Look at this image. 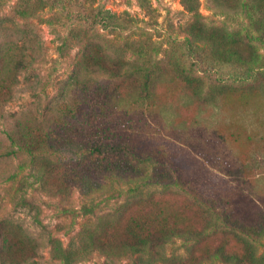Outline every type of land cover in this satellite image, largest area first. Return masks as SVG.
<instances>
[{
  "label": "rangeland",
  "instance_id": "374dc122",
  "mask_svg": "<svg viewBox=\"0 0 264 264\" xmlns=\"http://www.w3.org/2000/svg\"><path fill=\"white\" fill-rule=\"evenodd\" d=\"M67 1L69 8H47L40 17L29 20L16 14L18 0L2 3L0 31L32 28L39 47L34 57H28L29 68L20 72L16 96L5 106L4 114L36 107L40 110L59 100L63 81L71 75L79 52L77 40L71 37L72 30L88 39L95 51L110 49L125 53L127 59L135 58V51L139 50L149 53L147 59L150 53L157 52L163 62L150 102L130 100L118 80L101 76L91 83L89 90L79 89L85 110L93 113L94 118L84 120L87 126L81 136L74 129H66L62 139L118 138L152 157L149 165L159 160L172 161L189 186L226 205L236 221L246 225L264 221V79L260 84L261 79L252 72L248 78H240L246 71L244 67L217 60L211 50L204 57L218 68V75L195 63L185 34L194 18L184 0H145L151 7L150 14L141 0ZM77 2L85 7L110 9L131 19V26L90 29L76 20ZM199 11L212 25L233 28L244 22L243 17L213 9L207 0H200ZM63 43L66 46L62 51ZM242 50L248 51L246 47ZM65 104L61 102L52 117L61 118L60 124L71 120L68 115L62 119ZM102 106L109 110V124L102 125L96 115ZM5 122L0 117V140L4 138L2 141L7 144ZM66 158L71 173L82 169H74L81 162L84 167L98 163L97 159ZM32 172L36 171L25 153L0 158V247L13 248L11 251L26 256L24 264H61L56 246L71 249L78 245L82 233L105 216L109 217L106 220L113 225L112 229L123 228L133 218H139L142 205L153 213L157 204H164L166 215L183 223L196 225L201 220L199 205L176 187L158 192L147 203L131 204L129 185L104 179L97 181L91 192L74 187L72 196L63 199L47 195L37 184L31 187L35 180ZM24 193L26 201L22 199ZM31 238L36 241L35 250L30 248ZM219 240L225 241L228 251L241 256L252 244L245 237L226 232L202 240L198 248H211ZM164 252L167 257L184 255L186 247L175 238L165 245ZM257 253H264V239L258 242ZM136 256L127 252L111 258L95 251L81 261L75 256L71 264H140Z\"/></svg>",
  "mask_w": 264,
  "mask_h": 264
},
{
  "label": "trees",
  "instance_id": "16d2710c",
  "mask_svg": "<svg viewBox=\"0 0 264 264\" xmlns=\"http://www.w3.org/2000/svg\"><path fill=\"white\" fill-rule=\"evenodd\" d=\"M4 2L5 0H0V7ZM207 2L224 15L243 17L244 22L240 27L233 28L226 24L212 25L204 20L199 11L200 0H184L186 8L192 12L194 18L185 33L194 62L202 65L206 72L218 75V68L209 64L204 57L211 50L217 60L244 67L246 71L239 75L240 78L246 79L252 72L261 79L260 84H263L264 0ZM141 4L150 14V5L145 0H141ZM75 5L78 6V11L74 13L76 20L90 29L101 27L116 30L122 24L131 26V19L117 15L110 9L95 5L85 7L82 2ZM69 7L67 0H18L15 11L19 17L29 20L40 17L47 8L58 10ZM31 31L32 28L0 31V117L6 121L4 132L7 141L5 144L4 138L0 140V158L25 153L30 157L36 171L32 172L35 180L30 186L37 184L49 196L69 199L74 187L91 192L96 188L97 181L105 179L111 183L124 182L129 185L132 191L129 199L131 204L147 203L154 200L158 192L176 187L189 194L201 211L200 222L193 225L168 217L167 206L164 204H157L153 213L146 211L145 205H142L139 218H133L116 231L107 222L109 217L105 216L94 227L82 233L78 245L71 249L61 245L55 247L57 256L63 262L61 264H71L75 259L81 261L87 254L95 251L111 258L127 252L136 254V260L140 264H205L208 261L224 264H264V253H257V244L264 239V221L254 225L236 221L226 205L223 206L189 186L172 161L159 160L149 165L152 157L143 155L128 143L118 141V138H110V141H102L100 137L98 140L62 139L66 129H74L81 136L87 126L84 120L94 118L93 113L85 110L79 89L82 88L83 92L89 90L91 83L101 76L118 80L120 88L130 100L138 103L150 102L163 62V59L156 56L157 52L150 53L147 59L149 53L139 50L135 51V58L127 59L125 53L114 50L95 51L88 39L76 35L72 30L71 37L77 40L79 52L71 75L63 81L58 94L59 100L40 110L36 107L5 115V106L16 96L20 72L29 68L28 57H34L39 48L37 36ZM65 46L66 43L61 45L60 50L63 51ZM242 47H246L248 51L245 53ZM82 82H85L84 86ZM63 101L66 104L62 119L68 115L71 120L60 124L58 121L63 122L61 118L53 120L52 117ZM96 115L102 125L111 121L109 110L104 106L96 110ZM66 157L97 159L98 163L95 166L86 164L84 167L81 162L74 169H82L71 173L73 170L69 172ZM118 158L124 159V162L118 161ZM161 167L163 168L160 169ZM22 199H28L25 193ZM226 232H232L252 242L246 254L241 256L228 251L223 240H219L211 248H198L202 240ZM175 238L182 240L186 253L167 257L164 247ZM34 242L36 241L31 238L29 244L35 250ZM11 249L13 248L6 250L0 247V264H24L27 261L26 256Z\"/></svg>",
  "mask_w": 264,
  "mask_h": 264
}]
</instances>
